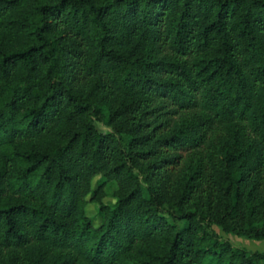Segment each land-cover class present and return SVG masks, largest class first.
<instances>
[{"label":"trees","instance_id":"trees-1","mask_svg":"<svg viewBox=\"0 0 264 264\" xmlns=\"http://www.w3.org/2000/svg\"><path fill=\"white\" fill-rule=\"evenodd\" d=\"M212 225L264 241V0H0V264H264Z\"/></svg>","mask_w":264,"mask_h":264},{"label":"rangeland","instance_id":"rangeland-1","mask_svg":"<svg viewBox=\"0 0 264 264\" xmlns=\"http://www.w3.org/2000/svg\"><path fill=\"white\" fill-rule=\"evenodd\" d=\"M97 181H98V178H95L93 181V187L96 186ZM114 188H115L114 186L109 188V191L113 192ZM104 202L108 204H114L115 200L109 194L108 197L104 199ZM87 213L90 216L97 218L98 217L97 206L94 204H89L87 206ZM96 222H98V220H96ZM211 229L217 234L219 238L229 241L232 244V246L235 248L246 250V251H251V252H264V241H254L246 237H239L233 234L225 233L224 231H222L220 227L214 226V225L211 226Z\"/></svg>","mask_w":264,"mask_h":264}]
</instances>
